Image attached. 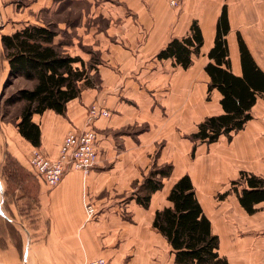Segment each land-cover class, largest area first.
<instances>
[{
	"label": "crops",
	"instance_id": "1",
	"mask_svg": "<svg viewBox=\"0 0 264 264\" xmlns=\"http://www.w3.org/2000/svg\"><path fill=\"white\" fill-rule=\"evenodd\" d=\"M204 1L184 0L180 14L164 0H101L90 5L88 14L105 22L103 29L98 23L87 29L91 41L95 37L99 41L96 45L106 48L103 69L99 70L105 80L99 86L80 90L66 102L63 113L53 109L34 113L32 121L40 131L37 146L18 132L16 123L13 134L8 135L11 147L7 153L17 164L8 166L9 171L0 178V264H83L96 257L112 264H173L167 240L152 221L155 210L170 204L166 198L169 189L185 173L192 180L213 232L220 237V249L227 239L233 263L264 264V199L251 204L253 212L239 202L242 188H249L241 173L264 178V5L239 8V19L228 11L229 29L223 36L230 72L242 76L240 36L260 73L263 87L254 94L250 117L240 129L201 143L189 168L187 161L183 166L175 164L176 153L171 147L174 125L181 118L184 123L191 120L193 109L198 122L223 112L219 90L208 91L209 75L204 66L213 62L208 51L214 44L225 1H219L211 17L202 21L207 13ZM237 1L231 2L233 12ZM193 22L202 35L198 54H203L200 67L204 90L201 86L193 90L191 83L190 68L197 54L191 55L192 63L187 68L171 57H157L171 38L187 36ZM74 44L72 40L70 45ZM70 55L84 61L77 52ZM181 78L183 85L178 83ZM163 82L167 86L161 87ZM159 91L167 95L159 98L161 105L154 98ZM122 94H132L127 97L132 102L123 100ZM92 103L106 108L109 114L89 117ZM159 107H165L167 114L162 115ZM127 126L135 130L125 133ZM85 128L97 133L96 163L87 172L68 167L55 186L44 184L29 164L32 149L56 157L67 131ZM162 135H166V144L158 157L172 164L171 173L161 178L162 186L150 193L147 205L137 200L143 184L126 200L132 190L128 189L129 182L137 179L149 163L155 141ZM234 179L240 180L238 185L214 205L217 191ZM86 203L95 208L90 218L85 213ZM128 211L130 215L125 213Z\"/></svg>",
	"mask_w": 264,
	"mask_h": 264
},
{
	"label": "trees",
	"instance_id": "2",
	"mask_svg": "<svg viewBox=\"0 0 264 264\" xmlns=\"http://www.w3.org/2000/svg\"><path fill=\"white\" fill-rule=\"evenodd\" d=\"M229 29L225 8L217 20L214 44L208 51L209 58L204 69L209 75L208 91L216 88L221 93L220 104L223 112L210 115L198 122L192 136L200 141L213 142L220 134L240 129L250 117L248 110L255 101L254 94L262 90L260 73L249 52L238 36L242 76L229 70V59L224 35ZM55 31L47 25H25L9 35H2L8 59L9 75H21L33 80L31 87H22L15 98L22 102L17 116L18 132L31 142L39 144V126L32 121L34 113L53 109L63 113L66 102L77 96L81 86L88 84L84 61L76 56L63 54L58 45L52 43ZM202 44L200 28L193 22L187 36L169 40L158 53V58L174 59L176 64L187 68L192 63V54H198ZM79 62L80 65H73ZM167 170L155 169L144 179V193L137 197L147 205L150 193L162 186L161 178L169 175ZM245 182L249 188H242L240 204L253 212L251 204L264 199V178L251 174ZM169 205L157 209L152 221L167 240L174 253V264H228L218 255V236L211 230L209 218L204 214L195 195L189 174L178 177L166 196Z\"/></svg>",
	"mask_w": 264,
	"mask_h": 264
},
{
	"label": "rangeland",
	"instance_id": "3",
	"mask_svg": "<svg viewBox=\"0 0 264 264\" xmlns=\"http://www.w3.org/2000/svg\"><path fill=\"white\" fill-rule=\"evenodd\" d=\"M100 1L101 0H0V178H2L3 175H5L4 173L9 171L10 168L8 169V166L10 167V165L17 164V163L12 162V157L10 156L9 153H7V149L11 147V143H7V137L8 135L13 134L15 123L17 122V116L22 107V102L18 101L15 98V96H17L18 90L20 88L31 87L33 84V80L26 79L22 77L21 75H9L7 53L3 45L2 35H9L13 33L14 31L20 30L21 28L25 27V25H28V24L29 25H32V24L33 25L34 24L35 25H47L48 27L52 28L55 31V35L52 38V43L54 45L55 44L58 45L59 50L63 54L70 55L73 52L74 53L77 52L84 59L85 75L88 76V84H84L83 81H79L78 84L81 86L80 90L85 89L86 87L99 86L105 80L103 77V73L99 72V70L103 69L102 68L103 67V57L102 56H103L104 49L106 48L105 47L99 48L96 45V43H99V41L98 39L95 40V37H94V42H92L91 36L88 33L87 29L89 25L92 23H98L97 25L98 28L103 29L104 27L105 22L103 20L93 18L90 14H88L90 5H94L95 3L100 2ZM219 1L221 0H205L204 1L205 6L207 8V13L205 15H202V21H204V18L211 17V10L217 5ZM224 1H225L224 8H225L226 15H227V12L230 11L234 14L235 19H239L241 17L240 13H236L237 11L238 12L240 11L239 8H243L244 6H247V7L257 6L260 4L264 5V0H258V2H260L258 4L256 3L257 0H238L234 5L236 7V11L233 12L232 11L233 4H231V2L234 0H224ZM183 2L184 0H178L177 6H170V7L175 9L174 11L177 12L176 14H180V11L182 10L181 7L183 6ZM244 11L248 12L245 9ZM248 18L251 19L250 17ZM82 24H84V26ZM58 33H60L59 36H57ZM59 37L60 39L58 40ZM72 40L75 42L74 45H70ZM202 55L203 54H201V51L199 54L194 55L193 57L194 62H193L192 67L190 68L191 77H192L191 83H192L193 90L199 89L200 86L204 90V82L202 78L203 70L200 67ZM74 65L79 66L80 63H74ZM178 83H180V85H183L182 78L180 79V82ZM163 85H165L164 82L160 83L161 87H164ZM161 91H159L160 92L159 95L158 93L156 94L154 93V98L158 102H159V98L162 99L163 97H167L166 93L161 92ZM131 95L132 94H127V95L122 94L121 96L123 97V100H128L129 98L127 97H131ZM210 95L211 94L209 93L208 96L210 97ZM128 101L132 102L131 99H129ZM99 102L104 104L103 101H99ZM159 104L161 105V102H159ZM92 105H97L98 107H100L98 104L92 103L90 104L88 110H90ZM177 107L178 105L176 106V108ZM100 108L106 109L103 107H100ZM193 110L194 112H193V116L191 117V120L186 119L185 123L187 124H185L183 119L181 118V122H178L174 125L175 133H174V136L172 137L173 140H171L172 141L171 147L174 148L173 153L174 152L176 153V163L175 164L179 166H183L185 162L187 161L188 168H189V165H191L192 161H194L195 158L198 156L197 154L199 151L200 144L204 142L192 136V133L197 130V124H198V119H197L198 117L195 116L196 110L195 109ZM159 111L162 115L167 114L165 107L164 109L159 107ZM89 117H90V114H89ZM142 128H144V126H142ZM134 130H135V127H132V126H127L123 129L125 133L127 132L129 134H131V132ZM162 136L158 140L155 141L153 150L151 154L149 155V163H147L140 170V173L137 179H132V181L129 180L130 182H129L128 189L129 190L132 189V190L129 191L128 196H126L125 198L126 200H129L132 197L131 193L137 192V189L139 191L140 185L144 183V179L150 174L151 171L157 168L166 171L167 165L170 164L172 166L171 163H168L169 161H163L161 160L160 157H158V154H160L161 150L166 144V138H164L166 135H162ZM184 138H186V140H184ZM187 139L190 141L189 145L191 144L190 149H188L187 147L188 144L186 145L188 141ZM96 148H98L97 145H96ZM153 163H154L153 166H156L157 163H158L157 164L158 166L152 167ZM171 170H172V167L170 168V173H171ZM245 175L248 176L247 173ZM241 176L242 175L240 174V177ZM239 181L238 179L229 181L227 182V187H225L227 188V190L225 188H223L224 190H218L214 196V200H213L214 205H216L218 201H220L222 198L225 197L228 190L235 188L236 185H238ZM194 191L196 195L195 187H194ZM143 193H144V190H142L141 194ZM85 213H86V210H85ZM125 213L127 215H130L129 211ZM86 216H87V213H86ZM211 230H212V227H211ZM213 233L218 236V248H217L218 255L225 257L228 264H235L230 260L231 259L230 258L231 257L230 243L226 242L227 239H225L224 247L223 249H220V241H221L220 237L217 233L215 232ZM229 238L231 239L230 236ZM167 250L171 251V247L169 243L167 244ZM129 253L130 254L133 253L132 247L129 248ZM171 253L173 252L171 251ZM254 262L258 264L257 261H254ZM109 264H112V263L109 262ZM241 264H246V262L245 263L241 262ZM259 264H263V262L261 261V263Z\"/></svg>",
	"mask_w": 264,
	"mask_h": 264
},
{
	"label": "built area",
	"instance_id": "4",
	"mask_svg": "<svg viewBox=\"0 0 264 264\" xmlns=\"http://www.w3.org/2000/svg\"><path fill=\"white\" fill-rule=\"evenodd\" d=\"M169 6H177L178 0H165ZM90 117L107 116L109 111L97 105L89 110ZM97 133L93 128H85L80 132L69 130L62 139L56 157H49L38 148H33L29 157V164L34 175L49 187L55 186L64 171L70 167L87 172L97 161ZM87 218L95 213L91 203L85 204ZM84 264H109L104 257L87 260Z\"/></svg>",
	"mask_w": 264,
	"mask_h": 264
}]
</instances>
